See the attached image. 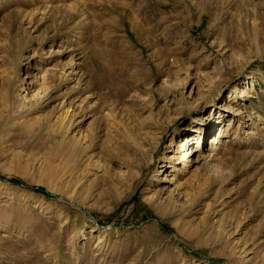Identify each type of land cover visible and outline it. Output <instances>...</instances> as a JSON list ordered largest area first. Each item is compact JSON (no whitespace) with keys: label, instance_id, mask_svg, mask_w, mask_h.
<instances>
[{"label":"rangeland","instance_id":"1","mask_svg":"<svg viewBox=\"0 0 264 264\" xmlns=\"http://www.w3.org/2000/svg\"><path fill=\"white\" fill-rule=\"evenodd\" d=\"M162 1L0 0V264H264V0H177L161 60L110 5Z\"/></svg>","mask_w":264,"mask_h":264},{"label":"bare ground","instance_id":"2","mask_svg":"<svg viewBox=\"0 0 264 264\" xmlns=\"http://www.w3.org/2000/svg\"><path fill=\"white\" fill-rule=\"evenodd\" d=\"M162 2H166V0L162 1ZM162 2H160V3H162ZM136 4H137V2H136ZM136 4H111L110 6H112V7L119 6V8L122 12L126 11V13H127V11H128V14L131 17V20L129 19L131 21L130 22L131 23V29L137 34V37L144 38L145 44H147V46L149 48L152 47V54L154 55V57L155 56L158 58L160 57L162 60L169 53L170 54L175 53L176 52L175 50H177L176 49L177 47H179V48L182 47L181 44L185 39L186 31L188 28L186 25V21L189 17H187V15L181 14L182 10H179V7L181 5L185 6V4H178V1L174 2V4L173 3L167 4V2H166V4H152L150 9H147V10L143 9V4H138V5H136ZM133 5H136L138 8L137 7L133 8L132 7ZM211 6H213V5L207 4V0H198L197 4H188V5L186 4L185 10L188 14L190 13L188 16H191L192 10L193 9L195 10V7H196L197 10H195V11L193 10L194 15L200 17L199 15L201 13H203V14L205 13L207 15V17L209 18V20H214V19H211L214 17V12H213L214 10L211 8ZM146 7H148V6H146ZM132 11L138 12L141 15L140 18L134 19L131 15ZM152 28L154 30H159L161 28L160 29L161 33L155 39L152 38V35H153V31L151 30ZM155 34H156V32H155ZM13 49H14V47H13V45H11L5 50H7V54L9 56H12L13 54H11V51ZM61 49H63V48L61 47ZM16 52H17V50H16ZM8 61H10V60L7 59V62ZM11 62H13V61L11 60ZM3 63L5 64V60L3 61ZM14 63H15V65H12L9 68L10 73H8L7 77L3 76L1 78L2 79L1 83H2L3 87L5 88L3 91V96H2L3 97V104L6 102V107L3 109V111H5V114H2L3 116L0 115L1 119L3 117H5V119H6V116H10L11 113L15 114V112L18 111L17 107L8 106V102L10 105V102H11L10 99H12V98H10L11 97L10 95H11V90H12L11 86L13 84L12 82L14 81V71H16L15 67H16V65H18L16 62H14ZM53 72L51 73L52 79L56 75ZM31 84H33V83L31 82ZM90 87H91L90 82L87 84L86 83L85 84L78 83L77 87L72 88L73 90L70 93L76 92L77 96H78L77 99H79V95L82 94V92L89 89ZM36 94H38L37 88L34 89V95H36ZM34 95H32V96H34ZM242 95H244V93H242ZM77 99H74L71 94L69 95V102H67V103H68V107H71V109L69 112L66 111V114H67L66 120L69 123L66 126L67 131L72 130L74 127H77L79 125V123H77L76 119L78 117H80V115H83V109L85 108V99L82 98L80 100V102H83V103L78 104V106H76V105H74L75 104L74 102ZM10 117H12V115ZM223 130H224V126L220 127L217 136L214 135L210 139V142H214L215 140H217V138L222 134ZM54 131H56V129ZM78 132H79L80 138H84V139L86 138L87 141L89 140V136H91V135L83 133V131L80 128L78 129ZM78 143L79 142L77 139H75V138L71 139L70 151H74L72 149L74 147H76L78 145ZM180 145H181V142L176 143V146H180ZM184 145H185V143H184ZM88 146H89V142L86 145L81 146V148L78 149V151L79 150H83V151L85 150L86 151L88 149ZM197 151H198V149L196 147H189L187 155H193Z\"/></svg>","mask_w":264,"mask_h":264},{"label":"trees","instance_id":"3","mask_svg":"<svg viewBox=\"0 0 264 264\" xmlns=\"http://www.w3.org/2000/svg\"><path fill=\"white\" fill-rule=\"evenodd\" d=\"M11 180V182H13V183H16V184H21V182H19V180H17V179H10ZM30 189L31 190H34V191H36V192H42V193H46L42 188H39V187H30ZM46 194H48V193H46Z\"/></svg>","mask_w":264,"mask_h":264}]
</instances>
